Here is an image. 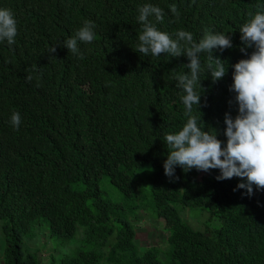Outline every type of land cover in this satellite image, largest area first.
Returning <instances> with one entry per match:
<instances>
[{
	"label": "trees",
	"instance_id": "trees-1",
	"mask_svg": "<svg viewBox=\"0 0 264 264\" xmlns=\"http://www.w3.org/2000/svg\"><path fill=\"white\" fill-rule=\"evenodd\" d=\"M145 4L163 10L162 22L149 20L173 39L179 30L196 41L205 30L231 36L232 48L212 50L229 65L226 75L215 83L206 71L200 76L205 130L215 129L226 146L225 113L238 115L236 94L229 91L232 66L255 51L241 42L239 29L264 13V0H0L17 24L15 43L0 41L4 264H44L40 254L23 251L24 237L43 222L49 238L69 242L80 229L84 234L86 249L60 263L51 262L53 253L50 264H264V189L253 186L249 196L237 189L246 182L240 178L218 181L219 169L185 172L177 166L173 178L164 174L165 135L186 122L174 77L187 72L183 66L190 61L137 51L138 8ZM85 21L94 23L95 38L78 41L73 54L65 41ZM207 55L200 54L202 65ZM13 112L21 116L18 129L11 124ZM104 178L126 202L107 196ZM145 181L147 200L140 194ZM182 209H201L209 217L195 229ZM141 211L170 229L166 262L157 247L141 251L136 244L134 221Z\"/></svg>",
	"mask_w": 264,
	"mask_h": 264
},
{
	"label": "clouds",
	"instance_id": "clouds-1",
	"mask_svg": "<svg viewBox=\"0 0 264 264\" xmlns=\"http://www.w3.org/2000/svg\"><path fill=\"white\" fill-rule=\"evenodd\" d=\"M169 9L178 18L177 6L172 4ZM138 12L137 19L142 24L136 44L139 53L145 56L150 53L154 57L161 54L171 57L184 55L190 61L183 66L188 71L178 73L174 77L177 81L176 87L181 90L180 100L186 122L179 131L165 135L168 149L163 164L165 176L173 178L177 166L185 172L192 169L203 172L219 169L221 174L216 177L218 181L240 178L246 182L239 183L237 189H246L249 196L253 194V186L257 190L264 189V13L257 12L239 29L241 42L247 48L254 46L255 51L250 58L242 59L232 66L233 84L229 91L236 94L238 115L233 119L229 113H225L224 135L227 142L226 146L222 147V142L217 138V131L211 127L205 130L206 125L199 111L200 99L205 91L201 86L200 76L206 71L215 83L226 75L229 65L227 64L226 68V61L214 58L212 50L232 48L231 36L205 30L203 37L196 41L192 33L179 30L174 33L176 38L173 39L168 33L157 30L149 20V17L154 16L157 22H162L164 12L161 8L145 4L138 8ZM249 16L252 14L249 13ZM94 28L93 22L85 21L84 26L65 41V48L77 54L78 41L93 42ZM16 35L17 24L12 12L0 9V41L6 40L11 46L15 43ZM241 51L244 52L245 49L241 48ZM55 52L56 47H52L50 53ZM201 53L208 54L204 65L201 64ZM26 79L31 81L32 76L29 75ZM197 88L202 92H198ZM231 103L232 101H229V104ZM20 123V114L13 112L12 126L18 129Z\"/></svg>",
	"mask_w": 264,
	"mask_h": 264
},
{
	"label": "rangeland",
	"instance_id": "rangeland-1",
	"mask_svg": "<svg viewBox=\"0 0 264 264\" xmlns=\"http://www.w3.org/2000/svg\"><path fill=\"white\" fill-rule=\"evenodd\" d=\"M102 189L107 193V196L113 201L118 203L126 202L124 196L120 191L110 184L107 178H104L101 182ZM150 189V183L145 181L142 189L140 190L141 197L147 200ZM201 209H182V215L188 221V223L195 229H201L198 220L201 223L204 221V217L208 219V213H202ZM1 224H3L0 221ZM137 228L136 244L141 251L157 247L160 252V258L166 262L169 259L171 246L168 243L167 238L170 235V229L167 227V223L160 219H154L148 212L141 211L138 215V221L135 222ZM215 221L212 223V227ZM50 232L48 224L43 222L42 226L34 230L33 234L24 237L23 251L25 253H31L41 257L44 264H47L51 254H55L52 260L60 263L59 260L66 256H73L78 250L86 249L83 243V231L80 229L77 236L69 242H63L60 238H49ZM82 238V239H81ZM52 241V242H51ZM48 242V244L46 243ZM47 245V246H46ZM5 247V242H4ZM49 262V264L51 263Z\"/></svg>",
	"mask_w": 264,
	"mask_h": 264
},
{
	"label": "crops",
	"instance_id": "crops-1",
	"mask_svg": "<svg viewBox=\"0 0 264 264\" xmlns=\"http://www.w3.org/2000/svg\"><path fill=\"white\" fill-rule=\"evenodd\" d=\"M3 252H4V242L0 237V264H4Z\"/></svg>",
	"mask_w": 264,
	"mask_h": 264
}]
</instances>
